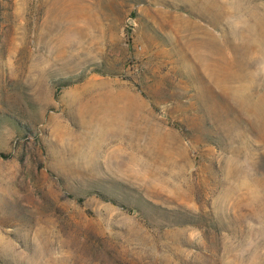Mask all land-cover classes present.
<instances>
[{
    "label": "rangeland",
    "instance_id": "rangeland-1",
    "mask_svg": "<svg viewBox=\"0 0 264 264\" xmlns=\"http://www.w3.org/2000/svg\"><path fill=\"white\" fill-rule=\"evenodd\" d=\"M0 264H264V0H0Z\"/></svg>",
    "mask_w": 264,
    "mask_h": 264
},
{
    "label": "bare ground",
    "instance_id": "bare-ground-1",
    "mask_svg": "<svg viewBox=\"0 0 264 264\" xmlns=\"http://www.w3.org/2000/svg\"><path fill=\"white\" fill-rule=\"evenodd\" d=\"M58 58H59V57H58ZM58 58H57V59H58Z\"/></svg>",
    "mask_w": 264,
    "mask_h": 264
}]
</instances>
